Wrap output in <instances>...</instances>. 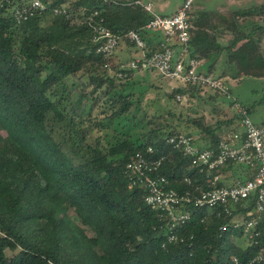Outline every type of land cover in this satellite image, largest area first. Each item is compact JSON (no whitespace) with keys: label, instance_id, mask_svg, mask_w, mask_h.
Instances as JSON below:
<instances>
[{"label":"trees","instance_id":"trees-1","mask_svg":"<svg viewBox=\"0 0 264 264\" xmlns=\"http://www.w3.org/2000/svg\"><path fill=\"white\" fill-rule=\"evenodd\" d=\"M41 1L44 10L18 20L15 9L23 1L0 0V264H264L255 260L264 251V211H257L254 199L195 204L215 175H221L216 186L229 185L250 177L249 168L232 162L213 171L194 166L168 142L182 133L176 125L162 115L137 116L142 99L127 91L136 71L120 70L127 61L115 53L121 42L127 52L140 49L129 32L143 34L151 14L137 0ZM257 10L264 16V4ZM95 11V24L120 39L111 56L97 51V33L87 20ZM191 13L189 56L216 55L209 74L222 50L237 63L233 51L248 34L237 30L221 46L216 29L192 20ZM257 59L239 60L236 76L264 77ZM200 90L178 86L168 97L175 102L179 94ZM168 114L176 115L172 109ZM240 118L215 124L193 119L201 134L197 144L217 149ZM149 147L162 159L159 174L168 187L191 196L182 207L190 218L171 229L176 241L168 239L169 217L147 204V189L134 185L127 172L132 156ZM252 219L257 223L247 230Z\"/></svg>","mask_w":264,"mask_h":264},{"label":"built area","instance_id":"built-area-1","mask_svg":"<svg viewBox=\"0 0 264 264\" xmlns=\"http://www.w3.org/2000/svg\"><path fill=\"white\" fill-rule=\"evenodd\" d=\"M23 4L15 9L18 20L27 18L35 10H44L45 4L41 0H22ZM108 2L110 0H102ZM151 14L145 29L163 33L160 40V50L147 57L143 54L140 58L131 59L128 66H120V70L154 71L160 75L177 81L181 86L211 89L229 95V87L226 82L213 74L199 70L200 61L192 58L188 53V45L191 38L190 13L194 0H184L178 11L171 15L155 13L151 6L137 0ZM65 12L56 9V13ZM95 11L87 17L94 27L98 42L97 51L105 56H111L119 44V37L112 30L103 25L95 24ZM130 40L144 51L147 49V41L137 30L129 32ZM179 45L180 48H176ZM179 49V50H178ZM105 68L112 69L110 63ZM119 74H122L121 72ZM127 75V74H125ZM185 94L177 95L182 101ZM237 106L239 115V128L228 130L226 136L219 143L217 149L202 148L197 144V138L192 133L182 132L169 137L168 142L180 149L185 155L192 158V165L201 169L213 171L226 166L229 162L242 164L249 168L251 176L244 180L238 179L233 184L216 186L221 175H215L213 187L200 190L195 199V204L200 206L215 207L217 205L236 204L248 199H254L257 211H264V128L255 123L246 108ZM162 159L155 158L153 148L149 147L145 152H137L132 156L127 165L129 178L134 185H141L147 189L145 200L148 205L160 209L171 220L169 228V241H176L177 236L172 232L179 222L185 223L190 218V211L182 209L183 204L191 202V196L168 187V180L159 174ZM252 212H249L251 215ZM257 223L256 220L247 221L249 230ZM255 260H264V251Z\"/></svg>","mask_w":264,"mask_h":264},{"label":"rangeland","instance_id":"rangeland-1","mask_svg":"<svg viewBox=\"0 0 264 264\" xmlns=\"http://www.w3.org/2000/svg\"><path fill=\"white\" fill-rule=\"evenodd\" d=\"M120 1H132V0H120ZM145 3H152L153 6H157L163 11H173L184 0H143ZM241 3V2H240ZM166 4L165 7L163 5ZM194 4L197 9H202L204 6L207 8H218L220 5L226 8H231V5L227 4V0H194ZM252 4V3H251ZM250 6L249 3L243 1L241 5L235 8H246ZM127 46L124 42H121L116 50L117 57L121 62H126L124 65L128 66L130 57L135 56L140 58L142 55V49L133 48L127 52ZM129 53L128 55H126ZM131 53V55H130ZM216 55H211L206 61H202L199 64V70L204 72L208 71L209 66L214 63ZM226 58H218L216 66L220 61ZM219 69L214 71L215 75L220 74ZM111 73L113 70L110 71ZM230 91L229 95L213 91L211 89H201L199 93L194 96L185 94V98L180 101L176 97V101H172L168 94L173 89L181 86L179 82L168 79L157 72L152 71H136L129 81L128 92L134 94L135 99H142L140 101V109L136 110L137 116H141L145 112L150 117L151 115H162L168 124L176 125L180 131L192 133L198 138L201 134L198 128L192 122L193 119H201L206 124H215L218 121H223L238 115V109L236 103L240 107H244L251 110L250 117L252 120L262 125L264 124V79L254 77H244L241 80L229 79L225 81ZM204 92V94H200ZM219 96L216 99L211 97ZM169 109H172L176 115L172 116L168 114ZM182 114V119L179 120L178 116ZM237 123V120L236 122ZM109 136H112L111 130H109ZM200 134V135H199ZM201 138V137H199ZM243 175V174H241ZM233 178V177H232ZM234 180V179H232ZM236 181V180H235ZM232 182V181H230ZM247 240H242V244L246 245ZM9 256H12L14 252L7 250Z\"/></svg>","mask_w":264,"mask_h":264},{"label":"crops","instance_id":"crops-1","mask_svg":"<svg viewBox=\"0 0 264 264\" xmlns=\"http://www.w3.org/2000/svg\"><path fill=\"white\" fill-rule=\"evenodd\" d=\"M135 1V0H132ZM130 1V2H132ZM143 4H148L151 6L152 10L161 15H171L178 11L183 2L179 4L173 11L167 12L159 9L157 6H153L152 3H145L143 0H139ZM245 1L250 4L246 8H235L238 5ZM241 2V3H240ZM252 3V4H251ZM227 4L231 5V8H226L220 5L218 8H207L204 6L202 9H197L193 3L191 17L192 20H197L199 22L204 21V23L209 22L216 30L214 34H217V41L221 46H226L234 38L237 30L243 31L248 34L247 38L241 40L236 48L233 51V55L237 57V60H243L246 56L253 55V57H258L260 66H264V16L259 14L258 8L264 4V0H227ZM166 4L163 5L165 7ZM209 13H212V17L209 16ZM231 22V23H230ZM260 28H256L259 27ZM143 30V31H142ZM141 35L146 38L147 49L142 51L143 54H148L150 51L156 49L157 44L163 38L162 32L150 31L148 29H142ZM250 34V35H249ZM179 50V49H178ZM156 52V50H155ZM127 53L126 55H128ZM131 55V53H130ZM220 58H226L223 61L218 62L220 64V74L215 75L214 71L219 69V65L214 67L211 74L215 76H222L224 81L229 79L241 80L244 77H254L264 79V77H255V76H242L237 77L236 72L238 70V61H231L229 58V52L222 50L219 54ZM120 58H123L122 56ZM136 58L132 56L131 59ZM206 58L200 59L206 61ZM241 64V63H240ZM202 71V70H201ZM200 94H204L201 92ZM247 109V108H246ZM239 124V123H238ZM262 126V125H261ZM264 128V124L262 126ZM239 128V126H238ZM229 181V180H228ZM232 183V182H230Z\"/></svg>","mask_w":264,"mask_h":264}]
</instances>
